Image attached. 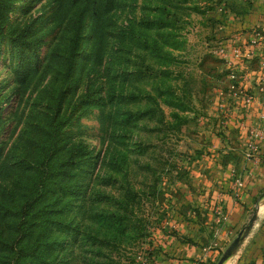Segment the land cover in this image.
I'll return each mask as SVG.
<instances>
[{"label": "rangeland", "instance_id": "1", "mask_svg": "<svg viewBox=\"0 0 264 264\" xmlns=\"http://www.w3.org/2000/svg\"><path fill=\"white\" fill-rule=\"evenodd\" d=\"M80 1L13 0L0 51V200L22 197L18 185L28 186L54 117L56 187L76 185L73 193H56L68 200L65 219L78 225L76 240L50 231L66 235L59 260L157 264L158 236L174 229L176 198L204 170L213 134L222 133L213 113L237 98L215 50L226 44L216 37L225 9L238 0H110L105 10L100 5L99 20L83 16L69 70ZM162 20L176 27L170 55L155 41L158 27L145 28ZM100 32L107 39L94 65ZM19 33L27 36L16 54L10 38ZM78 152L98 163L93 172L71 169L79 175L68 176L67 159ZM257 221L242 242L259 230L264 238V217Z\"/></svg>", "mask_w": 264, "mask_h": 264}, {"label": "crops", "instance_id": "2", "mask_svg": "<svg viewBox=\"0 0 264 264\" xmlns=\"http://www.w3.org/2000/svg\"><path fill=\"white\" fill-rule=\"evenodd\" d=\"M237 3L238 6L232 4L225 9L228 13L216 37L226 44L232 41L259 45L251 60L240 63V73L244 74L241 80L224 83L231 85V94L239 84L254 99L250 104L238 97L235 101L225 100L223 112L213 113L222 124V133L213 134L217 141L206 158L204 170L194 176L182 197L176 198L171 219L174 229L164 230L158 236L161 252L157 264H219L226 249L248 223L251 212L258 210V218L264 217L259 214L264 199L261 195L264 138L255 139L252 135L264 127V82L260 80L264 0H238ZM253 141L257 149L250 147ZM261 233L259 230L242 242L221 264H264Z\"/></svg>", "mask_w": 264, "mask_h": 264}, {"label": "trees", "instance_id": "3", "mask_svg": "<svg viewBox=\"0 0 264 264\" xmlns=\"http://www.w3.org/2000/svg\"><path fill=\"white\" fill-rule=\"evenodd\" d=\"M109 1H80L81 4L77 10L78 15L74 21V42L68 53V60L71 63L68 66L69 70H72L78 53L76 52V48L79 45L77 39L82 29L83 16L90 13L95 20H99L101 16L100 5L102 4L105 10L109 5ZM12 5L13 0H0V51L3 43L9 41L6 26L12 11ZM164 9L166 8H163V12ZM145 26V28L149 29L155 26L158 27L155 41L159 42L160 47L163 45L166 53L170 55L166 49L168 47L176 48V35L174 34L176 27H172L170 23H166L163 20L153 21ZM26 36L23 33H19L14 38H10L16 46V54L22 52L19 50L23 46ZM97 38H99L98 45L91 54V60L94 65L101 60L99 49L101 46L105 47L104 43H106L107 35L100 32ZM37 41L32 40V49L35 48ZM143 43L141 44L143 45ZM149 50L155 52L160 49L149 48ZM79 66L82 67L83 64L80 62ZM167 71L165 73H168ZM87 91H89L88 85ZM93 94L94 92L90 95ZM49 125L53 132H49V138L44 144L45 148H43L41 155L37 159L36 165L38 167L31 176L26 188L20 184L18 185L22 197L2 198L0 200V264H4L8 260L13 262V264H62L61 260H59L57 246H64L66 235L63 239H58L59 234L56 233L49 237L50 231L54 229L63 231L69 234L73 240L77 239L78 225L65 219L64 212L69 204L68 200L65 201L66 198H61L65 194L73 193L76 185L67 184L65 186L59 184V187H56L61 170L58 169L60 165L52 166V161L56 155L51 154V150L54 145L58 146L60 144V142H57L58 134L56 132L58 128L54 124V117L49 122ZM57 151L60 153V150ZM98 160L99 158H90L83 152L70 156L66 162L68 176L75 175L76 177L79 175L72 174L74 170L71 169H77L84 173L93 172ZM56 192H61L62 196L60 197ZM83 194L86 195V190H84Z\"/></svg>", "mask_w": 264, "mask_h": 264}, {"label": "built area", "instance_id": "4", "mask_svg": "<svg viewBox=\"0 0 264 264\" xmlns=\"http://www.w3.org/2000/svg\"><path fill=\"white\" fill-rule=\"evenodd\" d=\"M258 45L259 44L257 42H251V43H232V44H225L218 46L215 52L223 61H225V64L229 69L228 76L230 80H232L233 82H237L238 80H241L244 74L242 75V73H240L239 65L241 62L246 60H251L253 58L255 54V50L258 47ZM260 71H261L260 80L264 82V53L262 54V58H261ZM238 85H235L233 87V90L235 92L234 95L238 98H241L244 101V103L250 104L253 101L254 97L248 91L244 90L243 87ZM252 135L255 139L264 138V127L257 129L252 133ZM250 147L253 149H257V144L253 141L250 144ZM237 181L239 185H242L241 180L238 179Z\"/></svg>", "mask_w": 264, "mask_h": 264}, {"label": "water", "instance_id": "5", "mask_svg": "<svg viewBox=\"0 0 264 264\" xmlns=\"http://www.w3.org/2000/svg\"><path fill=\"white\" fill-rule=\"evenodd\" d=\"M264 196V195H263ZM262 196V197H263ZM258 219V210H255L250 217L248 223L244 226V228L238 233L236 238L233 240V242L230 244V246L227 248L226 252L223 254V257L221 258L219 264H221L225 259L230 257L241 245L242 240L250 233V231L254 228L256 221Z\"/></svg>", "mask_w": 264, "mask_h": 264}, {"label": "bare ground", "instance_id": "6", "mask_svg": "<svg viewBox=\"0 0 264 264\" xmlns=\"http://www.w3.org/2000/svg\"><path fill=\"white\" fill-rule=\"evenodd\" d=\"M261 211L263 212L264 211V203H262V205H261ZM261 212V213H262ZM263 214V213H262Z\"/></svg>", "mask_w": 264, "mask_h": 264}]
</instances>
